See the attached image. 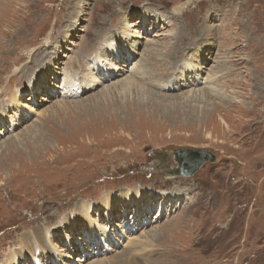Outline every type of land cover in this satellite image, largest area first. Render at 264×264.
Masks as SVG:
<instances>
[{"label": "rangeland", "instance_id": "obj_1", "mask_svg": "<svg viewBox=\"0 0 264 264\" xmlns=\"http://www.w3.org/2000/svg\"><path fill=\"white\" fill-rule=\"evenodd\" d=\"M0 3V143L30 125L41 132L12 143L19 154L18 146L0 152V264L50 263L49 241L74 264L142 253L152 264H264V0ZM187 64L193 73H182ZM137 66L144 97L193 90V74L215 75L221 94L132 116L135 88L96 94ZM111 68L115 77L94 86ZM174 73L184 87L163 90ZM67 78L81 93H65ZM65 101L74 105L60 110ZM181 149L212 160L191 177L166 171L174 154L189 164ZM170 196L174 206L163 201ZM97 231L109 235L96 242Z\"/></svg>", "mask_w": 264, "mask_h": 264}, {"label": "bare ground", "instance_id": "obj_2", "mask_svg": "<svg viewBox=\"0 0 264 264\" xmlns=\"http://www.w3.org/2000/svg\"><path fill=\"white\" fill-rule=\"evenodd\" d=\"M1 4V3H0ZM9 5V4H8ZM180 7L178 6V7H176L174 10H178ZM176 14H178L177 12L175 13V14H172V15H176ZM156 15V14H155ZM143 17V16H142ZM156 18H154V20H155ZM136 50V49H135ZM52 51V50H51ZM191 51H193V50H191ZM190 51V52H191ZM40 52V51H39ZM113 54V53H112ZM145 54V53H144ZM137 55V54H136ZM146 55V54H145ZM145 57V56H144ZM186 57V56H185ZM184 57V58H185ZM128 58V57H127ZM146 59H149V58H146ZM201 59V58H200ZM142 60H143V58H142ZM34 61H35V57H34V59L31 61V63H34ZM132 62V60H130V64H133V62ZM104 63H105V61H104ZM190 63L192 64V61H190ZM52 63H51V60H49L48 62H47V64H45V66L44 67H47V69H49V70H51L49 67H52ZM30 66V65H29ZM188 66H189V64H187V65H184V67L182 68V73H184L185 71L186 72H188V70H186L187 68H188ZM199 66V65H198ZM202 66H204V65H202ZM202 66H200L199 68L200 69H202L201 67ZM128 67H130V66H128ZM138 67V66H137ZM134 67V68H136V69H131V75H129V76H127L125 79H123V80H121V81H117V82H114L113 83V85H111V86H109V85H105L98 93H96L97 95H100V99H106V98H108L110 95H112V94H114V93H119V94H126L127 95V92H128V95L130 96L131 95V91L133 90V88H135V91H134V93L132 94L133 95V98L134 97H138V99H135V101L137 102V104H135V101H130L129 102V104L130 105H128V104H126L127 105V108L130 110V114L129 115H133L132 113H135V112H138L140 109L141 110H144L143 108L144 107H149V104H151V105H153V104H157V102L158 103H162V101H164V102H167V101H169L170 102V100H175V99H180L183 103L185 102V103H187V102H189V100H192V101H198V102H202V98L203 97H207L208 95H210V94H212V95H216V96H219L220 94H221V92H220V89H218L216 86H215V82H216V79H217V77L215 76V75H213V74H209V75H207V76H205V77H201V76H197V75H195V74H193V76H194V78L195 79H193V85H194V88H193V90H190V91H187L186 93H182V94H173V95H170V94H165V93H160L159 91L158 92H156V93H154V92H152V96L150 95V92L148 91V97H144V95L142 94V91H141V87H142V84H141V82L142 81H144L143 79H140V77H137V75L136 74H141V73H143V71L138 67ZM144 67V66H143ZM191 68V66H189V71L190 72H194V70H192V69H190ZM193 68H198V67H193ZM205 68V67H204ZM138 69V70H137ZM103 70V69H102ZM112 70V71H111ZM111 70H110V73H109V75H108V77H107V75H103V76H106V77H102L103 79L100 81V82H96L97 84H95L94 83V86L95 85H100V83H103L104 81H111V79L112 78H114L115 77V75H116V70L114 69V68H111ZM119 71H120V69H118ZM122 70V69H121ZM124 70V69H123ZM122 70V71H123ZM145 70V69H144ZM148 70V69H147ZM100 71V70H99ZM105 71V70H104ZM147 72H149V71H147ZM118 73V72H117ZM112 76V77H111ZM140 76H142V75H140ZM110 77V78H109ZM145 77V76H144ZM147 77V76H146ZM145 77V78H146ZM183 77V76H182ZM188 77V76H187ZM148 78H149V75H148ZM155 78V77H154ZM69 78H67L66 79V90H65V93H67V94H69L70 96L71 95H76V94H79V93H81V91L84 89V87L82 88V87H79V88H72V85H70V82H69V80H68ZM159 79V78H158ZM176 79H177V77L175 76V73H174V76L168 81V85L167 86H164L163 87V90H166V91H169V92H174V90H177V89H181V88H183L184 87V83L183 84H180L179 82H178V84H176ZM97 80V79H96ZM37 81H39V78L37 79ZM89 81H90V79H89ZM156 81V80H155ZM159 81V80H158ZM144 82H146V81H144ZM150 82V81H149ZM149 82L147 83V84H149ZM157 82V81H156ZM181 82V81H180ZM183 82V81H182ZM191 83V82H190ZM152 84V83H151ZM156 84V86H157V83H155ZM155 84H154V86H155ZM167 84V83H166ZM159 85H160V83L158 84V87H159ZM94 86H90V87H94ZM109 86V87H108ZM153 86V87H154ZM198 86H201V87H198ZM85 87L86 88H90V87H87V85H85ZM157 87V88H158ZM196 87H198V88H196ZM37 87H35L34 89H36ZM160 88V87H159ZM18 90V89H17ZM123 90H125V91H123ZM32 94H33V97L35 96L34 95V93L32 92ZM97 95H94V96H92V97H90V98H88V100H90L91 98H94L95 96H97ZM14 96V95H13ZM63 96H65L66 97V95L64 94ZM182 98H184V99H182ZM186 98V99H185ZM13 99V98H12ZM97 100V99H96ZM85 101H86V99H85ZM75 102V105H76V103H79V105H81V104H83L84 103V101L82 102V103H80L81 101L80 100H76V101H74ZM179 102V101H178ZM182 103V104H183ZM14 104H16V103H10L9 105H7V110H10L11 108H12V106L14 105ZM61 105H60V107H59V105H58V107L59 108H62V109H60V110H64L65 108H69L68 106H72V105H74V103H71L70 104V102H68V101H65V102H63V103H60ZM165 104V103H164ZM62 105H63V107H62ZM78 106V105H77ZM132 110V111H131ZM138 110V111H137ZM5 112H6V110H5ZM4 112V113H5ZM12 111L10 110V112L9 113H11ZM19 112V111H18ZM3 113V114H4ZM9 113L7 114L10 118H15V112H14V117H12V115H9ZM139 113H143V111L142 112H139ZM19 118H21L22 119V116L20 115L19 116ZM0 119H2V121H4L5 122V117H3L2 115L0 116ZM21 119H19V120H21ZM10 120H8V123L7 124H9L10 122H9ZM20 126V125H19ZM2 127H4V125H2ZM4 128H6V127H4ZM36 129H38V128H36V126L35 125H30L29 127H27V129L23 132V134L22 135H18L17 137H15V138H9V139H7V140H5V143H0V152H5V151H7L9 148H11V147H16V146H18L17 148V151H16V153H18L19 154V149H20V145H13V146H11V144L12 143H17L18 142V138H20L21 136V139H24V138H26V137H32V135H33V137H38V136H41V132H38ZM33 130H36L35 132L33 131ZM40 130V129H39ZM10 150V149H9ZM20 150H22V149H20ZM11 152V151H10ZM6 154V153H5ZM3 156V155H2ZM175 165L177 166V163L175 162ZM235 171H237V170H235ZM233 173L231 174V177H233ZM248 186H249V184H248ZM128 191V190H127ZM136 191H139V189H136ZM129 192V191H128ZM124 193H126V191L124 192ZM131 193V192H130ZM164 193V192H163ZM167 193H172V192H167ZM127 193L125 194V196H124V199H126V197H127ZM140 195H142V197H141V200H142V198H144V193H141ZM162 198V197H161ZM163 199V198H162ZM173 199V197L172 196H170V198L169 199H166V200H164L163 199V201H165V202H169L170 203V205H172V206H174V202L173 201H171ZM112 203L114 204L115 203V200L112 198V196H111V198H110V204L112 205ZM135 204H136V208H137V206H138V208H140L141 207V205H142V203H137V202H134ZM123 206L124 207H126L124 204H123ZM89 217V216H88ZM126 220H125V222H129V219H127V218H125ZM61 222V221H60ZM58 225V224H57ZM76 231H78L80 228L79 227H77V226H75V228H74ZM34 230V229H33ZM39 231V228L37 229V230H34V231H32L31 232V234H34L35 232L37 233ZM35 233V234H36ZM108 233V232H107ZM48 234V235H47ZM45 233L44 235H45V237L47 238V239H49V232L48 233ZM84 235H85V233H84ZM109 234H103V233H99L98 231H97V233H95V232H93L92 233V236H99V237H97V238H93L94 240H96V242L98 241V240H100L99 238L101 237V236H103V237H107ZM68 237H70V236H68ZM86 237V236H85ZM145 238H146V240L149 238V237H146L145 236ZM27 240H29L30 241V239L29 238H26ZM88 240H90L91 238L89 237V238H87ZM21 240V239H20ZM37 240V239H36ZM36 240L34 241V243H36ZM101 241V240H100ZM107 241H110V240H107ZM143 241V240H142ZM145 241V240H144ZM23 242V241H22ZM22 242H21V244H22ZM110 242H113L112 240L110 241ZM142 243V242H141ZM70 245H72V243H71V241H70ZM131 245H132V247H137V249H139L138 251H140V252H145V249H146V247H145V245L144 244H135L133 241L131 242ZM22 247H20L21 249H25L24 247H23V245H21ZM34 246H32V243H31V248H33ZM47 247H50V248H52V254L53 253H55V258H54V260L52 261V262H50V263H48V262H46V259H44L43 261L41 260H39V261H37L38 260V256L36 257L35 256V264L37 263V264H62V261L63 260H67V263L66 264H74V260H75V262L76 261H78V259L77 258H75L73 261H69V260H72V258H73V256H71L70 254H67V253H64L65 252V249L64 248H61L62 250H60V254H63V255H65V257H63L62 259H60L59 258V256L57 255V252L55 251V249H53V244L49 241V244L47 243V245H46V248ZM20 248H18V250H15L16 252L17 251H20ZM137 249H135L134 248V250L137 252ZM27 252H29L30 254H32L31 253V250L30 249H25ZM131 250H132V248H131ZM46 251V249H42L41 250V252L42 253H44V252ZM19 253H21V252H17V255L19 254ZM22 253H24L23 251H22ZM52 254H50V255H52ZM15 255V254H14ZM130 255H132V254H130ZM141 255L142 256H144V257H141ZM141 255H133V257H130V259L129 260H127V258H123L124 256L123 255H120V256H118L117 258H115V262L117 263V264H152L153 262L152 261H150L149 260V254L148 253H142ZM19 256V255H18ZM18 256H17V260H18ZM22 257H23V255H21ZM21 257V258H22ZM57 257V258H56ZM8 258H10L9 260H12V259H14V258H12L10 255L8 256ZM16 259H14V261L16 260ZM10 262V261H9ZM112 262L113 261H100L99 262V264H112ZM162 263V262H161ZM8 264V263H7ZM16 264H18V263H16Z\"/></svg>", "mask_w": 264, "mask_h": 264}, {"label": "water", "instance_id": "obj_3", "mask_svg": "<svg viewBox=\"0 0 264 264\" xmlns=\"http://www.w3.org/2000/svg\"><path fill=\"white\" fill-rule=\"evenodd\" d=\"M179 153H181L184 160H188L189 162L187 165L182 164L181 174L187 177H191L193 174L197 173L207 160H212L205 151L181 149Z\"/></svg>", "mask_w": 264, "mask_h": 264}, {"label": "flooded vegetation", "instance_id": "obj_4", "mask_svg": "<svg viewBox=\"0 0 264 264\" xmlns=\"http://www.w3.org/2000/svg\"><path fill=\"white\" fill-rule=\"evenodd\" d=\"M172 158H173V162H168V159L166 158L165 159V162L166 163H163V167L166 168L165 170L171 172L172 174H178V172H181L182 171V162L181 164H178V161L180 160V158L178 157L177 154H174L172 155ZM162 162H163V158H162ZM175 162L177 163V166L175 165ZM158 165H160V163L158 162ZM168 168V169H167Z\"/></svg>", "mask_w": 264, "mask_h": 264}]
</instances>
